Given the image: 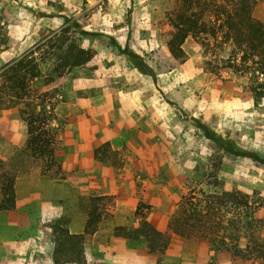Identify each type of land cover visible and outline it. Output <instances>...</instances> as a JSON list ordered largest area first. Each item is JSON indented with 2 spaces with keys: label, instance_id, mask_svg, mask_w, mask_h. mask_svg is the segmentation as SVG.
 <instances>
[{
  "label": "rangeland",
  "instance_id": "obj_1",
  "mask_svg": "<svg viewBox=\"0 0 264 264\" xmlns=\"http://www.w3.org/2000/svg\"><path fill=\"white\" fill-rule=\"evenodd\" d=\"M184 1L0 0V53L5 52L0 57V73L14 59L34 52L42 75L29 81V95L45 104H53L52 126L59 133L54 155L61 162L57 150L63 146V128L69 121L81 120L100 110L103 66L119 68L125 73L124 78L113 84H117L118 91L138 93L140 113L146 111L151 115L153 109L155 119L152 126L151 118L148 120L145 116L139 120L137 128L133 127V134H129L131 130L125 133L137 145L130 156L141 160L137 184L139 190L145 191L140 194L133 215V223L138 225L126 228L138 229L141 221L146 220L156 230L166 232L161 227L168 225L181 202H187V199L201 204L211 201L214 216L207 224L217 231L216 235L209 232L208 235L216 238V245L223 244L222 239L231 244L235 215L231 192L244 195L251 206H262L258 208L257 216L264 230V98L256 100L250 73L241 71L242 67L235 68L227 60L229 57L238 59L240 51L234 50L230 43L217 45L212 39L213 45L207 47L202 43L204 32L198 38L190 35L186 38L182 44L186 52L184 62L171 67L172 60L165 48L170 30L168 20L175 17L176 11L185 5ZM193 1L196 2L195 9H202L199 0ZM200 1L231 9L230 0ZM255 1L252 14L264 22V0ZM91 16L93 20L88 21ZM199 16L204 19L217 17L213 7ZM219 17L223 19L224 14ZM75 20L80 25L70 27L71 37L77 45L93 49L95 55L82 66L65 70L60 76L52 75L51 69L56 65L52 54L54 47L43 44ZM130 52L141 56L155 71V89L152 76L137 72V62ZM148 94L149 106L146 99L143 100ZM78 97L85 99L86 109L77 107L71 117L56 114L57 104H67ZM23 106L22 102L10 106L9 96L3 90L0 92V170L13 177L15 192L14 206L0 208V264H54L52 227L59 222L67 228L69 218L61 213L46 217L37 212L38 208L49 209L43 203L53 201L48 193L51 187L41 185L43 189L39 193L35 185H26L25 175H38L40 166L33 162L25 144L7 145L5 137L7 119L3 111L9 107L18 108L19 118L25 126L20 113ZM205 129L214 140L207 137ZM231 150H240L242 154ZM96 151L103 154V144ZM126 153L125 146L123 154ZM70 173L61 169L60 175L53 178H65ZM1 198L0 193V202ZM110 202V199H104L99 203L110 208ZM89 204L91 209V201ZM202 222L194 221L199 226ZM171 236L173 240L163 253H149L148 241L137 238L141 248L145 246L147 250L149 264H191L194 256L199 259V264H264L254 256L237 254L235 249H218L197 238ZM87 241L88 237H85L83 245ZM238 242L244 247L246 238L241 237ZM173 243L184 246L180 249ZM51 245L50 256L51 252H43L42 248L47 250ZM169 251L172 255L167 257ZM82 253L80 264H86L84 246ZM172 256H177L176 260L167 262ZM97 258L103 260V255Z\"/></svg>",
  "mask_w": 264,
  "mask_h": 264
},
{
  "label": "trees",
  "instance_id": "obj_2",
  "mask_svg": "<svg viewBox=\"0 0 264 264\" xmlns=\"http://www.w3.org/2000/svg\"><path fill=\"white\" fill-rule=\"evenodd\" d=\"M184 2L185 5L176 11L175 17L168 20L170 30L165 48L172 60L171 67L184 62L186 52L182 44L186 38L189 35L198 38L204 32L205 37L202 43L207 47L213 45L210 42L212 39L217 45L230 43L235 48L234 50L240 51L241 55L238 59L229 57L227 60L235 68L242 67L240 68L241 71L250 73L254 82L251 89L256 100L264 98V22L255 18L252 14L256 1L230 0V10L223 5L214 3L211 5L210 2H201L200 0L199 3H202L203 7L197 10L195 9V1L185 0ZM209 7L214 8L217 17L210 19L200 17L199 15L204 14ZM221 14H224L223 19L219 17ZM92 20L93 16L88 18V21ZM72 25L79 26L80 23L75 20L72 24L65 25L43 44L54 47L52 48V50L54 49L52 54L55 55L56 65L51 69L52 75L60 76L65 70L82 66L95 55L93 49H86L75 43L70 35ZM129 55L136 60L135 66L139 71L155 77V71L141 56L134 52H130ZM41 75L39 61L34 57V52L30 51L4 67L0 73V92L3 90L6 92V96H9L10 106H15L20 102L24 104L23 107H20V113L27 130L25 148L29 151L33 162L40 166L41 174L57 177L60 175L62 167L61 162L54 155L59 133L52 126V120L55 118L52 111L53 104L50 102L45 104L42 100L32 99L29 95L31 91L29 81L38 79ZM205 132L207 137L214 140L206 129ZM218 144L221 146L220 143ZM233 152L242 154L240 150H234ZM0 193L2 196L0 208H12L15 199L14 180L12 176L1 170ZM230 198L234 201L232 206L235 210L234 227L230 235L231 244H227L222 239L223 244L216 245V238L208 235V232L216 235L215 232L217 231L214 232L207 224L208 220L214 216L215 208L211 201L201 204L187 199V202H181L175 216L170 218L166 232L158 231L149 222L142 220L138 229L128 230L125 227H116L114 233L117 236L132 239L144 238L148 241L149 253H163L171 235L176 234L204 240L218 249H235L239 255L254 256L264 262V230L257 216V210L261 205L251 206V204H248L246 197L239 192H231ZM104 199H110V204H113L112 198L109 196L91 198L92 207L88 212L83 233L72 234L59 222L53 225L52 231L55 237L54 264L69 262L80 264L82 262V242L86 234L96 231L102 217V210L100 209L103 208L102 205L104 206V203L99 202ZM195 220L203 221V224L201 226L196 225ZM241 237L246 238L244 247H241L238 242Z\"/></svg>",
  "mask_w": 264,
  "mask_h": 264
},
{
  "label": "crops",
  "instance_id": "obj_3",
  "mask_svg": "<svg viewBox=\"0 0 264 264\" xmlns=\"http://www.w3.org/2000/svg\"><path fill=\"white\" fill-rule=\"evenodd\" d=\"M4 53H0L1 58ZM115 67L103 66V103L99 102L100 110L81 120L69 121L63 128V146L57 150V153L59 152L61 158L62 169L72 173L65 178H53L40 173L35 176L25 175V180L27 186L35 185L39 193H42L41 185L47 184L51 187L48 193L53 201L43 203V206L49 209L42 211L38 208L37 212L44 213L46 217L58 213L66 214L69 218L67 228L72 234L84 232L92 197L112 198L113 204L110 208L103 206L102 217L96 231L85 236L88 237L87 243L83 245L86 264H98V262L100 264H149L147 250L144 245V248H141L139 239L117 236L114 230L116 227L126 228V226L138 225L133 223V215L140 194L145 193L143 189L139 190L137 184L140 178L137 169L140 168L141 160L130 156L137 149V145L125 133L131 130L129 134H133L135 129L133 127L137 128L140 125L139 120L145 116L148 120L151 118L153 126L154 110L151 109V115L146 111L140 113L138 93H135L136 95L132 91L125 93L124 89L118 91L117 84L114 85L113 82L122 80L125 73ZM135 68L133 65V69ZM137 72L142 73L138 69ZM142 75L147 76L143 73ZM128 81L131 82V78ZM152 81L153 89H155L153 77ZM74 85L76 86L75 83ZM149 97V94L143 97L148 106ZM152 99L154 101V96ZM77 107L86 109L85 99L78 97L67 104H57L55 112L59 116L71 117L74 116ZM3 115L7 119L5 132L7 145L25 144L27 130L26 125L24 126L19 118L18 108L9 107L3 111ZM95 121L98 124H95ZM147 124L148 127L151 126L149 121ZM106 143L108 144L104 145ZM101 144H103V154H97L96 148ZM125 146L127 155L123 154ZM161 229L166 231L167 225ZM171 240H173L172 236ZM173 244L180 249L184 246L183 243ZM42 251L50 253L53 251L52 245L47 250L43 247ZM99 255H103V260L97 258ZM170 255L172 252H167V257ZM175 257L168 258L170 260L167 262L176 260ZM198 261L197 256H194L190 263L199 264Z\"/></svg>",
  "mask_w": 264,
  "mask_h": 264
}]
</instances>
